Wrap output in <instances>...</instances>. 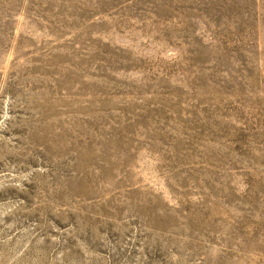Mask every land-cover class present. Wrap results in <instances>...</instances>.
<instances>
[{"label": "rangeland", "instance_id": "1", "mask_svg": "<svg viewBox=\"0 0 264 264\" xmlns=\"http://www.w3.org/2000/svg\"><path fill=\"white\" fill-rule=\"evenodd\" d=\"M0 264H264V0H0Z\"/></svg>", "mask_w": 264, "mask_h": 264}]
</instances>
